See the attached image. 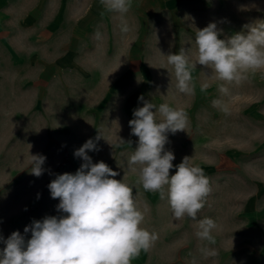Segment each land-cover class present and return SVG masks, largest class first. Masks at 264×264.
<instances>
[{"label": "rangeland", "instance_id": "rangeland-1", "mask_svg": "<svg viewBox=\"0 0 264 264\" xmlns=\"http://www.w3.org/2000/svg\"><path fill=\"white\" fill-rule=\"evenodd\" d=\"M132 18H137L134 13ZM256 21H264V0H159L146 22L133 23L139 37L131 40L129 71H123L118 39L108 40V48L90 40L87 51L92 53L77 56L57 78L40 69L47 63L42 55L47 40H37L36 82H28L26 56H0V235L7 239L19 231L30 239L25 226L61 215L48 184L57 174H74L83 163L75 150L100 132V150L88 155L133 187L145 217L141 227L158 236L132 264H264V72L229 85L225 96L218 91L224 82L197 64L192 72L195 94L186 95L177 90L167 63V54L180 48L195 62L196 29L210 22L223 29V39ZM205 83L209 87L201 92ZM141 96L157 108L167 103L188 114L186 132L168 133L165 149L174 153V165L188 156L210 180L212 190L196 220H176L167 199L146 192L129 169L138 142L129 121L133 110L143 106ZM214 100L220 103L214 105ZM119 138L131 146L116 148ZM37 154L46 157L40 177L31 174V155ZM204 218L218 225L215 245L196 235ZM205 248L216 254L205 255Z\"/></svg>", "mask_w": 264, "mask_h": 264}, {"label": "clouds", "instance_id": "clouds-1", "mask_svg": "<svg viewBox=\"0 0 264 264\" xmlns=\"http://www.w3.org/2000/svg\"><path fill=\"white\" fill-rule=\"evenodd\" d=\"M100 3L107 12L121 17L132 7V0H100ZM240 10L249 8L241 6ZM129 30L122 21L121 31ZM222 35L223 29L216 22L196 29L195 62L185 48L167 54L180 93L195 94L192 72L197 64L210 68L215 79L224 82L218 91L225 96L230 93L229 85H240L249 76L264 72V21L247 24L242 31L223 39ZM208 87L207 83L202 84L201 92H206ZM139 100L143 106L133 110L134 118L129 121L131 134L138 137L128 160L129 169L137 174L136 183L146 192L167 199L176 220L186 217L196 220L212 190L210 180L188 156L174 165V153L165 149L168 133L176 134L187 128L188 114L167 103L157 108L143 96ZM219 103L213 101L214 105ZM158 115L162 119L158 120ZM101 138L99 132L95 139H88L75 150L74 156L83 163L74 174H57L48 184L51 198L59 200L56 209L61 215L45 216L25 226L24 233H30V239L19 231L12 232L7 239L0 235V243L4 245L0 249V264H132L142 251L147 252L153 246L158 236L141 227L145 217L136 203L133 187L124 179H115L119 173L104 161L93 163L88 155L100 150L97 142ZM131 143L119 138L114 146L122 148ZM45 160L43 155H31L32 175H43ZM174 167L175 174L170 175ZM217 228L213 219L204 218L198 221L196 235L215 245L213 233ZM202 251L205 255L216 254L214 249Z\"/></svg>", "mask_w": 264, "mask_h": 264}, {"label": "crops", "instance_id": "crops-1", "mask_svg": "<svg viewBox=\"0 0 264 264\" xmlns=\"http://www.w3.org/2000/svg\"><path fill=\"white\" fill-rule=\"evenodd\" d=\"M158 5L159 0H132L130 11L121 17L107 12L100 0H0V56H26L28 82H36L37 56L41 55L37 40H47L42 54L47 56V63L40 69L57 78L77 56L92 53L87 51L92 47L90 40H99L103 48H108V40L118 39L123 71H129L131 40L139 37L133 23L146 22ZM122 21L129 26L127 33L121 31Z\"/></svg>", "mask_w": 264, "mask_h": 264}]
</instances>
